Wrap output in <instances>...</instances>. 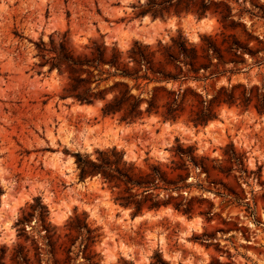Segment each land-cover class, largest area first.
Listing matches in <instances>:
<instances>
[{"label":"rangeland","instance_id":"rangeland-1","mask_svg":"<svg viewBox=\"0 0 264 264\" xmlns=\"http://www.w3.org/2000/svg\"><path fill=\"white\" fill-rule=\"evenodd\" d=\"M147 2L0 0V264H264V114L224 105L214 109L215 119L196 127L190 117L199 107L191 99L176 122L152 115L127 124L119 116L104 118L100 101L80 105L66 98L69 75L51 68L50 52L62 42L76 54H89L96 42L124 56L139 42L161 59L182 34L201 62H208L202 57L210 41L221 45L216 16L155 19L145 12ZM229 4L234 14L244 7ZM262 17H242L250 36L242 27L234 31L261 50L255 58L245 56L242 73L210 78V69L202 70L208 80L186 85L208 99L222 86L263 92L264 64H256L264 58ZM94 75L92 81L101 78ZM180 147L190 152L181 155ZM114 148L137 173L157 169L174 184L159 181L140 195L144 207L137 216L116 201L127 196L124 188L101 176L80 178L76 154L96 160L97 151ZM234 153L244 156V166L229 162ZM170 196L171 204L149 209ZM37 198L49 210L46 228L42 210H32ZM191 200L190 215L173 206ZM201 212H210L212 220ZM29 213L34 216L17 226ZM71 220L78 228L88 223L96 242L88 241L86 229L71 232Z\"/></svg>","mask_w":264,"mask_h":264},{"label":"trees","instance_id":"trees-1","mask_svg":"<svg viewBox=\"0 0 264 264\" xmlns=\"http://www.w3.org/2000/svg\"><path fill=\"white\" fill-rule=\"evenodd\" d=\"M148 0L146 4V13L153 18L165 19L170 16H180L182 14H197L199 17H205L212 14L218 18L223 27V41L221 45L210 41V46L205 50L206 56L202 59L208 62H201L197 50L192 47L186 38L180 34L172 38V44L161 53L162 58L157 59V53L150 51V48L142 46L135 42L134 46L124 56L116 48L109 51L104 45H98L93 42L94 47L89 54H76L69 50L62 42L60 49H53L50 53L54 54L51 62V68L58 69L60 73L66 72L69 75V82L65 88L66 98H72L80 105H94L96 102H102L101 115L107 117H120V121L127 124H134L143 121L146 117L152 115H161L167 121H178L185 111L187 103L192 99L198 103V110L191 111L190 122L196 127L206 126L210 120L216 118L215 108L227 105L229 107H239L248 110L255 108L259 114H264V91L255 87L248 91L242 89L241 85H234L231 88L222 86L215 95L208 98H202L199 94L186 85L193 79L195 81L208 80L210 78H219L223 76H233L244 71L241 65L246 64V55L255 58L261 53L260 49H254L248 44L242 43L238 35L234 33L239 28H243L245 34H248L246 25L241 22L242 17L247 14L251 18L259 17L262 13L264 18V4L260 0ZM234 1L238 5H244L238 14H234V9L229 2ZM247 3L251 5L247 7ZM236 16L238 19L236 20ZM251 39V37H250ZM258 41V39H256ZM41 49V48H40ZM45 51L44 49H41ZM217 59L215 63L214 60ZM256 64L263 65L264 58H259ZM230 66L227 68V66ZM210 69V75H200L203 70L205 73ZM98 72L100 79L92 81L95 78L94 73ZM194 76H190V74ZM112 81V84L101 88L103 83ZM96 83L95 87L92 84ZM170 84L173 87H168ZM175 85H177L175 87ZM242 89V91H240ZM136 91V92H135ZM189 148H179L178 153L186 155ZM98 158H84L81 154H76L77 164L80 169V178L101 176L105 183L121 190L127 196H120L116 201L122 207L133 208V216H137L143 211V204L137 198L140 195L150 192L151 187L157 182H164L169 187V182L164 174L157 169L151 173H137L135 168L128 166L124 161V155L118 157L116 148L107 151H97ZM229 162L244 166V156L234 153L229 156ZM194 161V160H193ZM196 166L198 164L195 163ZM205 170L204 167H202ZM181 188L175 186L173 190L179 191ZM169 190V188H166ZM142 191L140 194L139 192ZM3 190L0 189V195ZM173 197L170 196L167 201L153 203L149 209H158L162 204L169 205ZM191 202L186 205L175 203L176 210L190 215L192 213ZM40 198L36 199V206L32 207L33 212L39 208L40 217L45 226V214H49L46 206H41ZM185 206V208H184ZM250 210L248 204L245 205ZM207 221L212 220L210 212H201ZM34 214L23 215L17 221V226H22L32 218ZM69 230L80 231L86 229L89 242H96L99 236H92L95 230H91L88 223L78 228L75 221L69 222ZM80 229V230H78ZM24 229H21L22 231ZM47 233L49 230L46 229ZM203 238H210L204 234ZM207 240V239H206ZM89 245L86 246V251ZM96 256V255H94ZM25 262L30 259L25 257ZM160 264H166L161 262Z\"/></svg>","mask_w":264,"mask_h":264}]
</instances>
